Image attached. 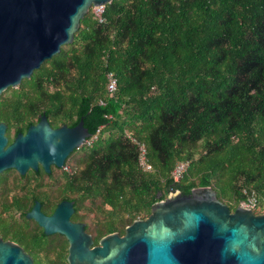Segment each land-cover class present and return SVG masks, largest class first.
Returning <instances> with one entry per match:
<instances>
[{"label": "trees", "instance_id": "1", "mask_svg": "<svg viewBox=\"0 0 264 264\" xmlns=\"http://www.w3.org/2000/svg\"><path fill=\"white\" fill-rule=\"evenodd\" d=\"M40 113L97 131L63 164L94 241L171 191L207 187L230 212L252 196L263 213L264 0H111L100 23L88 11L70 44L0 95L9 141Z\"/></svg>", "mask_w": 264, "mask_h": 264}, {"label": "water", "instance_id": "2", "mask_svg": "<svg viewBox=\"0 0 264 264\" xmlns=\"http://www.w3.org/2000/svg\"><path fill=\"white\" fill-rule=\"evenodd\" d=\"M111 0H0V95L28 79L45 60L71 43L79 21L92 7ZM24 134L7 145L0 123V173L14 170L21 178L39 165L61 169L67 156L89 137L82 121L52 129L41 113ZM23 218H31L41 234L63 235L67 264H264V213L236 206L232 212L209 188L171 191L153 204L148 215L110 234L89 249L82 224L67 221L70 203L56 205L48 218L36 212L34 202ZM0 264H30L9 243H0Z\"/></svg>", "mask_w": 264, "mask_h": 264}, {"label": "flooded vegetation", "instance_id": "3", "mask_svg": "<svg viewBox=\"0 0 264 264\" xmlns=\"http://www.w3.org/2000/svg\"><path fill=\"white\" fill-rule=\"evenodd\" d=\"M25 131L20 134H24ZM5 133L6 125L4 136ZM14 137L15 135L11 136L10 141L6 137L7 145ZM66 180V173L62 168L49 167L45 174L39 165L34 172L27 169L21 174V178L14 170L0 173V243H9L27 257L30 264H67L65 258L68 252V244L63 235L52 233L43 236L41 227L31 218H23V215L32 208V202L37 206L36 212L43 218H48L57 204L70 203L71 213L67 221L70 224H82V232L90 238L89 249L96 247L98 239L104 236L115 234L120 238L123 235V231L121 234L112 232L94 241L91 230L82 222L79 195H75V200H72L74 195L67 194Z\"/></svg>", "mask_w": 264, "mask_h": 264}, {"label": "built area", "instance_id": "4", "mask_svg": "<svg viewBox=\"0 0 264 264\" xmlns=\"http://www.w3.org/2000/svg\"><path fill=\"white\" fill-rule=\"evenodd\" d=\"M102 8L103 7L98 6V7H92L89 10L92 17L94 18V20H96V22H98V23L101 22ZM105 88H106L107 93H109V94L113 93V91L115 89V79H114L112 74L106 75V87ZM96 135H97V131L95 132V134L93 136L88 137L85 140L84 144L88 145L90 142H92L96 138ZM138 167L143 172L150 170L149 165L146 164V161L144 159V149L142 146H138ZM185 168H186V163L175 164L173 170L170 173V177H171L173 182L178 181V179L180 178V176L183 173ZM62 170L67 171V168L63 166ZM239 206H241L242 208H245V209L252 212L255 208V200L253 199L252 196H249L245 199L244 202L240 203Z\"/></svg>", "mask_w": 264, "mask_h": 264}, {"label": "rangeland", "instance_id": "5", "mask_svg": "<svg viewBox=\"0 0 264 264\" xmlns=\"http://www.w3.org/2000/svg\"><path fill=\"white\" fill-rule=\"evenodd\" d=\"M74 160H75V159H71V160H69V161H68V164H67V167H68V165L72 164V162H73ZM167 196H168V195H167ZM167 196H166V197H167ZM166 197H165V198H166ZM82 212H83V211H82ZM263 213H264V212H263ZM92 217H93V216H92L91 214L86 215V219H87V221L92 220Z\"/></svg>", "mask_w": 264, "mask_h": 264}]
</instances>
